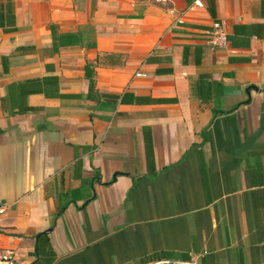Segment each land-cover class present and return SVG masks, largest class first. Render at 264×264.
<instances>
[{
  "label": "crops",
  "instance_id": "obj_1",
  "mask_svg": "<svg viewBox=\"0 0 264 264\" xmlns=\"http://www.w3.org/2000/svg\"><path fill=\"white\" fill-rule=\"evenodd\" d=\"M193 1L0 0L14 264H264V0Z\"/></svg>",
  "mask_w": 264,
  "mask_h": 264
},
{
  "label": "built area",
  "instance_id": "obj_2",
  "mask_svg": "<svg viewBox=\"0 0 264 264\" xmlns=\"http://www.w3.org/2000/svg\"><path fill=\"white\" fill-rule=\"evenodd\" d=\"M193 4L197 7H203L202 0H194ZM192 37L198 38L206 42L213 49L225 48L228 45V37L222 25L218 21L211 23L207 29H193L189 30ZM3 205L0 204V212ZM0 264H14V257L12 250L4 248L0 245ZM143 264H197L195 260H170V259H153Z\"/></svg>",
  "mask_w": 264,
  "mask_h": 264
},
{
  "label": "trees",
  "instance_id": "obj_3",
  "mask_svg": "<svg viewBox=\"0 0 264 264\" xmlns=\"http://www.w3.org/2000/svg\"><path fill=\"white\" fill-rule=\"evenodd\" d=\"M146 151H147L148 159H150L152 153V146H151V140L149 138L146 140Z\"/></svg>",
  "mask_w": 264,
  "mask_h": 264
}]
</instances>
